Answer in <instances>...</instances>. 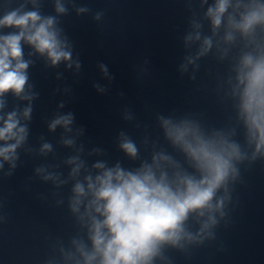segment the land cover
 Segmentation results:
<instances>
[{
	"label": "clouds",
	"instance_id": "9594fccd",
	"mask_svg": "<svg viewBox=\"0 0 264 264\" xmlns=\"http://www.w3.org/2000/svg\"><path fill=\"white\" fill-rule=\"evenodd\" d=\"M45 2L0 4V182L14 176L22 154L56 160L58 147L67 150L57 162L35 166L28 178L51 185L50 194L37 198L66 207L73 224L67 239L48 238L50 254L43 264H174L170 253L190 258L193 250L216 242L218 230L231 222L243 171L264 161V0H180L187 16L177 72L195 83L202 60L212 57L226 65L214 76V92L229 109L227 121L209 125L204 113L173 108L155 114L159 135L153 137L124 105L121 119L145 133L138 142L121 129L114 143L123 158L115 160L85 139L74 112L64 111L73 96L66 84L53 90L54 98H63L45 121L48 134L59 130L55 144L43 133L37 146L30 143L34 105L41 96L30 69L42 61L45 69L63 65L79 76L82 61L62 18L91 14L100 25L105 16L80 0H47L53 14H45ZM148 64L143 61L138 77L147 74ZM97 67L107 83L93 88L105 95L115 77L106 64ZM55 80L63 81L64 73L56 71ZM124 159L135 166H125ZM3 207L0 199V225L7 222ZM225 250L222 245L220 251Z\"/></svg>",
	"mask_w": 264,
	"mask_h": 264
}]
</instances>
